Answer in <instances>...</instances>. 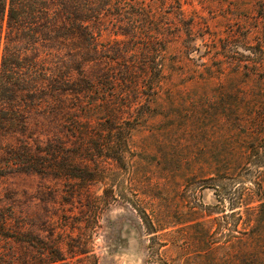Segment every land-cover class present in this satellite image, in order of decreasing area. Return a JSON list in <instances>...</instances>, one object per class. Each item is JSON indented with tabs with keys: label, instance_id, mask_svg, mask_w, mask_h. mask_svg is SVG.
Listing matches in <instances>:
<instances>
[{
	"label": "trees",
	"instance_id": "1",
	"mask_svg": "<svg viewBox=\"0 0 264 264\" xmlns=\"http://www.w3.org/2000/svg\"><path fill=\"white\" fill-rule=\"evenodd\" d=\"M170 7L172 14L182 15L178 5ZM191 23L182 30L172 19L156 17L145 0H0V176L34 172L80 178L73 174L75 165L64 146L60 152L65 164H56V124L72 126L74 157L123 162L131 134H124L121 126L145 105L142 99L158 98L172 90L167 82L198 72L191 56L197 48L182 38V33L192 35ZM106 33L112 38L104 37ZM249 53L234 61L239 67L246 64L244 78L234 80L226 92L228 101L222 99L213 113L218 135L227 143L215 148L210 173L218 181L216 192L228 196L231 205L264 198L261 171L253 182L256 192L245 187L231 191L222 182L233 180L247 162L264 161V84L255 76L264 64L252 59L255 52ZM142 119L133 118L135 125ZM195 149L190 145L187 152H210ZM136 211L151 233L158 230L153 222L166 224L165 215L149 217L139 206ZM237 211L233 207L218 218V231L193 222L202 264H264V200L245 203L244 215ZM227 218L233 225L241 223V235L222 233L223 228L231 230ZM20 219L9 205L0 214L2 234L12 231L7 233L15 248L26 241ZM15 248L1 256L0 264L40 263L38 258L26 261ZM39 257L46 258L44 264L60 260L52 247Z\"/></svg>",
	"mask_w": 264,
	"mask_h": 264
},
{
	"label": "rangeland",
	"instance_id": "2",
	"mask_svg": "<svg viewBox=\"0 0 264 264\" xmlns=\"http://www.w3.org/2000/svg\"><path fill=\"white\" fill-rule=\"evenodd\" d=\"M145 2L152 4L156 17L172 19L182 30L192 22V35L182 33V38L197 48L191 56L200 66H195L198 72L188 71L167 82L172 90L158 98L142 99L145 105L121 126L124 134H131L123 162L74 157L72 126L63 129L56 124V164H65L60 152L64 146L75 165L72 172L80 178L61 173L1 175L0 214L7 212L8 205L13 208L26 241L15 248L7 233L12 231L2 234L0 228V259L15 248L26 261L38 258V264H44L46 258L39 256L52 247L58 249L60 260L51 264H202L193 222L218 231V218L231 208L244 215L245 203L257 205L264 200L254 196L231 205L228 196L216 192L218 181L210 173L217 160L215 148L227 143L218 135L213 113L222 99L228 101L226 92L234 80L244 78L246 64L239 67L234 61L245 60L251 51L255 52L252 59L264 64V0ZM171 5H178L182 15L172 14ZM176 17L185 23H178ZM218 66L222 69L214 72ZM257 72L264 84V65ZM133 118L143 119L135 125ZM190 145L198 148L195 152L199 148L210 152L190 154ZM245 166L232 175L233 180L222 181L231 191L245 187L256 192L253 182L258 171L264 176V161ZM136 206L149 217L165 215L166 224L153 222L158 230L151 233ZM227 221L231 230L223 228L222 233L241 235V223Z\"/></svg>",
	"mask_w": 264,
	"mask_h": 264
}]
</instances>
